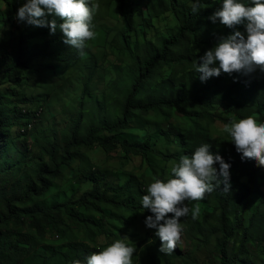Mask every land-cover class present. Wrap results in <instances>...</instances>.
<instances>
[{
	"label": "rangeland",
	"instance_id": "1",
	"mask_svg": "<svg viewBox=\"0 0 264 264\" xmlns=\"http://www.w3.org/2000/svg\"><path fill=\"white\" fill-rule=\"evenodd\" d=\"M118 1L94 0L100 5L99 11L94 15L92 21L96 38L88 42L86 57H79L75 64L69 65L59 61L51 63L43 58H37L32 65L30 64L22 70L21 76L12 73L13 78L10 80L5 78L7 72L4 69L7 68L4 66V69L0 70V93L5 96L0 109L3 118L11 122L3 132L0 141V147L3 149L0 156V167L7 175L5 183L0 187V194H4L5 199L27 189L26 181L34 180L36 174L43 168V160L46 164L50 163V156L47 153L51 148H55V160L57 162L63 160L60 148L64 144V135L68 134L71 127L79 121L82 122L80 124V139H84L93 128L116 124L122 116L125 99L135 81L136 57L143 58L149 52H155L163 39L180 30L178 21L172 13L155 17L150 11V7L145 5L139 9L137 0H125L127 7L122 15L117 9ZM187 1L191 5L196 2V0ZM215 1L223 2V0ZM132 2H134L136 10V26L135 28L131 27L130 31V28L127 29L124 13L130 11ZM6 9L5 1L0 0V45H7L10 39L16 40L23 30H28L31 35V39L28 41L30 50L43 43L45 29L48 28L50 32L49 27H35L27 23H19L15 16L13 23H10L5 15ZM47 19L49 21L56 19L57 22L60 20L54 14L48 15ZM217 22L219 23V20ZM47 35L49 39L58 36L57 33H48ZM190 50L194 53L200 51L189 44L176 51V58L179 57V54L187 56L186 54ZM7 55L10 53L0 49V63L6 61L11 65L13 61ZM1 65L3 64H0V69ZM187 69H190L187 63L185 65L178 63L169 68L164 67L157 73L151 86L144 91L141 99L153 100L170 97L171 91L168 83L172 80L175 81L177 87L181 81L186 82V92L189 93L192 88L190 84L192 75L186 72ZM255 71L258 81H263L264 72L258 68ZM23 105L31 110H42L36 117L37 119L32 121L31 129L29 126L30 132L24 136L19 132L28 122L18 113V108ZM36 105H40L41 108ZM207 111H210L213 116L222 115L226 122L210 118L207 115L202 119H196L182 115L176 110L171 111V117L166 121L164 117L151 112L148 116L135 115L127 129L119 134L102 133L100 139L105 140L114 136L121 140L142 143L151 137L156 150L170 154L175 153L177 148L172 142L171 136L166 134L169 124L182 131H187L190 127L193 128L195 124H198L208 129L210 136L223 141L218 150L226 161L236 148L233 142L228 141L230 136L221 133L220 130L223 125L232 120L240 119L236 116L231 102L211 104ZM255 113L251 114V117L259 123V114ZM74 156L76 161L72 167L51 184L45 198L39 201L40 204L48 206L63 201L77 200L92 189L91 181L87 179V175L104 174L106 177L101 180V184L104 189L110 190L111 198L115 197L119 201L126 200L129 194H133L141 205L138 213L114 211L131 223L127 228V235H122V239L125 240L126 245L135 248L132 257L133 264H196L191 262L189 257L198 258V264H220L221 256H219L216 247L217 236H220V233L211 234L208 241L205 238L209 233V225L216 224L219 216L216 205H219L220 202L211 193H206L204 199L200 201H186L190 208L198 204L200 213L195 219L192 218L191 213L181 218V239L173 251L177 257L160 252L161 243H158L155 229H150L145 224L149 214L142 207L143 195H140L138 186L144 184L147 188L153 182V178L163 179L166 182L170 178V168L176 164V161H166L152 153L144 158L130 157L128 161H125L121 151L108 154L98 146L91 150L74 152ZM132 178H136L137 181L132 183V193H129L125 188ZM260 186L264 190V171L260 177ZM105 209L108 214L111 213V208ZM77 212L87 217L98 215L83 208L78 209ZM261 212H264V195H254L247 203L238 207V211L237 205L234 203L229 211L231 218L239 214L243 223L240 234L233 238L230 252L238 250L246 228L250 227L247 243L249 252L246 255L260 264L264 260V213ZM5 215L4 203L0 201V218L3 219ZM172 215L168 214V216ZM254 215L255 217H253ZM103 224L109 228L113 225L112 222L110 225L108 220ZM61 228L66 229L64 234L54 233L48 229L47 240L53 243H62L70 242L76 236L79 239L85 236L84 229L74 222H70L66 216L62 218ZM147 234L152 239L148 243L138 246V243L145 239ZM107 240L106 236H99L96 244L101 247ZM38 250L44 251L45 245L40 244ZM238 264L245 263L239 261Z\"/></svg>",
	"mask_w": 264,
	"mask_h": 264
},
{
	"label": "trees",
	"instance_id": "2",
	"mask_svg": "<svg viewBox=\"0 0 264 264\" xmlns=\"http://www.w3.org/2000/svg\"><path fill=\"white\" fill-rule=\"evenodd\" d=\"M7 6L5 15L7 21L13 23V18L16 15L19 7L26 0H4ZM139 9L145 5L150 7V11L155 17L162 16L167 13H172L180 30L178 33L163 39L160 46L155 52H149L145 57H136V74L130 92L125 99L122 116L116 124L103 128H93L84 139H80L82 122H78L72 126L68 134L64 135V144L60 148L63 160L57 162L55 160V148H51L47 155L50 156L49 164L42 163V170L38 172L34 180L26 181V190H21L18 193L12 194L10 198L5 199L4 194H0V201H3L6 215L0 218V264H74L75 261H80L81 264H87L86 258L93 252H97L109 244L121 239L122 235H127V228L130 226V221L122 215L114 213V211L138 213L141 205L138 203L133 194H129L126 200H117L115 197H110V190L104 189L101 180L105 179L104 174L87 175V179L91 181L92 189L85 192L77 200L63 201L57 204L44 206L39 203L43 200L50 190L51 184L58 180L65 171L72 167L76 161L74 152H82L83 150H91L95 146L101 148L108 154L122 152L124 160L128 161L130 157L148 156L149 153L159 156L166 161L174 160L179 163L181 157L191 154L201 145L210 144V151L214 154L221 155L218 147L223 144L222 140L213 138L209 135L206 128L195 124V127H190L187 131L179 130L172 125L168 126V136L175 143L176 152L165 154L156 150L152 144V139L147 138L142 143L131 142L129 140H121L114 136H110L105 140L100 139V134H119L129 126L135 115L148 116L151 112L157 113L167 120L171 117V111L176 110L185 116L202 119L205 115L213 119L225 121L222 115H211L207 108L211 104H222L231 102V106L239 119L247 118L251 114H259V123H264V80L259 82L256 77V71L248 74L243 72H233L231 74L221 72L218 77H210L206 81H201L200 73L196 72L198 63H202L199 57L207 50L213 48L222 37L231 35L235 30L245 31L243 24L228 28L217 21L212 22L209 17L219 8L222 3L215 0H199L201 10L193 14L191 4L187 0H137ZM246 4L251 5V0H243ZM196 3V2H195ZM127 7L125 0L118 1V10L123 15L124 9ZM136 10L134 2L130 6V11L125 12L124 16L127 21V29L135 28ZM6 21V22H7ZM6 22H4L5 25ZM60 19L57 23H62ZM49 29H45V40L37 48L30 50L28 41L31 35L28 30H23L16 40L10 39L7 45H0V49L10 53L13 63H0L1 69L6 70V79L10 80L13 75L21 76L22 70L34 63L37 58H43L51 63L61 62L64 64L73 65L79 60L77 50L70 45H66L64 34L58 28L57 37L48 38ZM192 44L194 48L200 49L199 53L191 52L185 55H180L176 58V51ZM189 54V55H188ZM6 56V57H7ZM180 63L187 65L190 69L186 72L192 75L190 84L191 91L186 92L187 84L181 81L178 87L175 81H170L169 89L170 97H160L158 99L142 100L144 91L151 86L157 73L164 67H174ZM215 66H219L216 62ZM5 96L0 93V108L3 105ZM41 108L40 105H36ZM22 107L18 108V113L21 118L27 120V124L20 129L19 134L27 135L30 132L29 126L32 121L41 113L40 111L31 110ZM207 111V112H206ZM208 113V114H207ZM11 122L3 118L0 109V141L3 132ZM178 150V151H177ZM3 149L0 147V156ZM242 154L235 149L232 156L227 158L225 162L231 165L230 167V182L231 190L224 191L223 185L214 187L211 194L219 201L216 209L219 212L216 224L209 225V233L205 236L207 241L211 234L219 232L217 236L216 247L219 256H221L220 264H238L239 261L245 264H260L259 262L249 258L246 254L249 252L247 248L248 234L250 227L246 228L245 235L240 240L239 248L233 253L230 252V246L233 238L240 234V229L243 228V223L238 215L231 218L229 211L234 203L238 207L253 197L254 195H264V190L260 186V177L264 171V167L258 166V163L252 159H242ZM219 170V164L215 165ZM85 175V174H84ZM7 179L6 172L0 167V187ZM132 181L128 182L125 190L132 193ZM246 179V180H245ZM163 180V179H161ZM144 184H139L138 190L140 195L147 194ZM144 190V191H143ZM235 201V202H234ZM85 209L92 211L97 216L80 215L77 210ZM105 208H111V213L108 214ZM147 214L153 215L150 210L145 209ZM121 213V212H120ZM262 214L264 212H261ZM108 214V215H107ZM172 215V213H169ZM257 215V214H255ZM255 215L253 217H255ZM264 215V214H263ZM66 216L70 222H74L77 226L84 229V238L79 239L77 236L70 242L53 243L47 240L48 229L54 233L64 234L65 228H61L62 218ZM109 221L111 228L104 225V221ZM123 225V226H120ZM253 226V223H252ZM106 236L108 238L105 245L97 246V238ZM264 238V236H263ZM149 234L145 239L138 243V246L144 245L151 240ZM158 243H162L157 237ZM45 245L44 251H39L38 246ZM167 255V254H166ZM172 256L177 257L175 252ZM189 257V256H188ZM187 257V258H188ZM191 262L199 263L198 258L189 257ZM261 264H264V260Z\"/></svg>",
	"mask_w": 264,
	"mask_h": 264
},
{
	"label": "clouds",
	"instance_id": "3",
	"mask_svg": "<svg viewBox=\"0 0 264 264\" xmlns=\"http://www.w3.org/2000/svg\"><path fill=\"white\" fill-rule=\"evenodd\" d=\"M100 5L94 0H26L19 7L15 19L35 27H49L50 34L59 28L64 34V43L77 50V54L86 57L88 42L96 38L93 30V17ZM193 14L201 10L199 0L191 5ZM54 14L56 19L49 21L47 16ZM209 19L217 20L228 28L243 24L245 31L235 30L231 35L222 37L217 44L204 52L199 60L196 72L201 81L218 77L221 72L251 73L257 68L264 72V0H223L222 7L217 9ZM216 62L219 66H215ZM221 133L230 136L236 151L242 159H252L258 166L264 167V123H258L251 116L232 120L223 125ZM210 144L199 146L191 156L181 157L178 164L170 168V178L164 180L153 178L142 196L143 209L153 213L146 217L145 224L155 229V235L161 240L160 252L171 254L181 239V218L191 213L195 219L200 213L199 205L192 208L186 201L203 200L206 193L214 187L223 185L224 191L231 190V165L218 153L210 151ZM219 164L217 170L216 164ZM222 177V179H221ZM221 188V187H220ZM169 213L174 215L168 216ZM135 248L121 240L93 252L87 258V264H133ZM74 264H81L75 261Z\"/></svg>",
	"mask_w": 264,
	"mask_h": 264
},
{
	"label": "built area",
	"instance_id": "4",
	"mask_svg": "<svg viewBox=\"0 0 264 264\" xmlns=\"http://www.w3.org/2000/svg\"><path fill=\"white\" fill-rule=\"evenodd\" d=\"M30 128H31V126H30Z\"/></svg>",
	"mask_w": 264,
	"mask_h": 264
}]
</instances>
